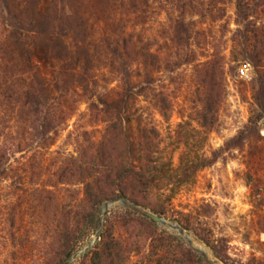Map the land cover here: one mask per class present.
I'll use <instances>...</instances> for the list:
<instances>
[{
	"label": "trees",
	"instance_id": "16d2710c",
	"mask_svg": "<svg viewBox=\"0 0 264 264\" xmlns=\"http://www.w3.org/2000/svg\"><path fill=\"white\" fill-rule=\"evenodd\" d=\"M227 62L252 70L251 117L206 155ZM75 117L86 121L68 132L72 152L44 163ZM263 122L264 0H0V224L19 256L8 264H64L105 202L164 218L200 172L263 140ZM180 215L178 226L228 264L222 240L199 227L205 216ZM25 219L33 226L17 236ZM102 226L73 264H205L144 216L125 210Z\"/></svg>",
	"mask_w": 264,
	"mask_h": 264
},
{
	"label": "rangeland",
	"instance_id": "374dc122",
	"mask_svg": "<svg viewBox=\"0 0 264 264\" xmlns=\"http://www.w3.org/2000/svg\"><path fill=\"white\" fill-rule=\"evenodd\" d=\"M233 18V8L227 6L226 21L230 28H234ZM228 37L227 35L226 38ZM228 47L229 43L226 42L223 50L226 59L229 57ZM231 66L233 65L227 62L223 102L217 124L207 133L204 148L206 155L220 148L224 141L234 137L251 117L252 70L245 65L239 71L231 72ZM77 108L80 112H85L83 103L79 102ZM83 119L84 117H75L69 121L68 127L56 139L50 150L43 152L46 158L44 163L52 164L57 162L61 154L72 152V139L67 135L73 124L80 126L86 121ZM178 121L177 116L173 115L169 124L173 125ZM160 123L163 136L166 135L164 145L170 150L172 147L169 145L171 140L167 137V125L162 120ZM256 136H261L263 140L258 139L256 144L251 137L245 141L242 149L231 150L224 154L215 164L198 174L196 184L192 188L182 190L171 204L163 206L165 215L161 219L164 224L158 225L183 241L205 264L222 263L203 242L178 226L176 220L181 216L180 214L198 210L205 216L204 219H200L199 227L207 230L214 239L222 240L220 243L223 245L228 264H264V122L255 138ZM18 157L19 155L15 156ZM37 162H40L39 159ZM4 195L5 191L0 189L1 200ZM125 210L143 216L141 208L133 206L126 200L105 202L100 207L95 220L81 225L83 228H89L90 231H87V235L82 239L80 248L90 242L99 228L102 230L105 218L121 216ZM103 212L106 214L101 217ZM26 222L25 219L22 224H15V229L19 230L17 236L24 237V232L33 226ZM6 234L7 228L4 224H0V264H8L11 258L17 260L19 257L15 254L14 248L8 246Z\"/></svg>",
	"mask_w": 264,
	"mask_h": 264
},
{
	"label": "water",
	"instance_id": "95a60500",
	"mask_svg": "<svg viewBox=\"0 0 264 264\" xmlns=\"http://www.w3.org/2000/svg\"><path fill=\"white\" fill-rule=\"evenodd\" d=\"M142 215L145 216L146 218L154 221L155 223L159 224V225H163L164 221L158 217L157 215L142 209L141 211ZM106 214V212H103L101 217H104ZM176 230H179L178 228H175ZM101 232V228H99L97 230V232L95 233V235L91 238L90 242L88 244H86L85 246H83L82 248H80L79 250H77L71 257H69L66 262L64 264H73V262L75 260H77L78 258H80L81 256H83L85 253L89 252L96 244L97 240L99 239V234ZM181 235H183L184 238H186V236L181 233Z\"/></svg>",
	"mask_w": 264,
	"mask_h": 264
},
{
	"label": "bare ground",
	"instance_id": "6f19581e",
	"mask_svg": "<svg viewBox=\"0 0 264 264\" xmlns=\"http://www.w3.org/2000/svg\"><path fill=\"white\" fill-rule=\"evenodd\" d=\"M205 255V254H204Z\"/></svg>",
	"mask_w": 264,
	"mask_h": 264
}]
</instances>
